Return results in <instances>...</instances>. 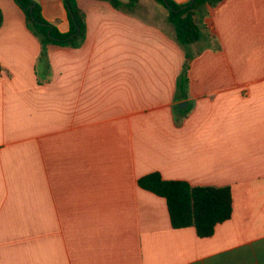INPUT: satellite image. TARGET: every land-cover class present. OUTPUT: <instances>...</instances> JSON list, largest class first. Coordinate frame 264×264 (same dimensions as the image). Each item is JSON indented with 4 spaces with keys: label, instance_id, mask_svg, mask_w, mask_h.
I'll return each instance as SVG.
<instances>
[{
    "label": "crops",
    "instance_id": "0c3cea01",
    "mask_svg": "<svg viewBox=\"0 0 264 264\" xmlns=\"http://www.w3.org/2000/svg\"><path fill=\"white\" fill-rule=\"evenodd\" d=\"M35 1L69 31L64 0ZM77 4L85 41L43 53L0 0V264H264V0H222L188 47L154 0ZM152 172L229 186L231 218L173 228Z\"/></svg>",
    "mask_w": 264,
    "mask_h": 264
},
{
    "label": "trees",
    "instance_id": "16d2710c",
    "mask_svg": "<svg viewBox=\"0 0 264 264\" xmlns=\"http://www.w3.org/2000/svg\"><path fill=\"white\" fill-rule=\"evenodd\" d=\"M109 2L116 9L130 10L138 0H101ZM167 9L168 21L174 27L177 42L188 47L203 40L205 25L203 18L209 9L222 0H191L187 4H178L174 0H154ZM26 17V23L39 39L44 53L48 46L78 48L86 39L87 26L84 12L77 0H64L70 29L61 32L48 22L41 5L35 0H15ZM3 15L0 10V27ZM193 55L186 52V61L178 78V87H187V72ZM1 72V67H0ZM138 186L167 202L170 222L173 228L194 227L199 237L213 235L218 224L232 216V190L229 186H193L186 181L165 180L160 173L152 172L138 179Z\"/></svg>",
    "mask_w": 264,
    "mask_h": 264
},
{
    "label": "rangeland",
    "instance_id": "374dc122",
    "mask_svg": "<svg viewBox=\"0 0 264 264\" xmlns=\"http://www.w3.org/2000/svg\"><path fill=\"white\" fill-rule=\"evenodd\" d=\"M200 49L203 51L204 49H206V47H204L203 49H202V47H201ZM196 50H197V49H196ZM196 50H195V51H196Z\"/></svg>",
    "mask_w": 264,
    "mask_h": 264
}]
</instances>
